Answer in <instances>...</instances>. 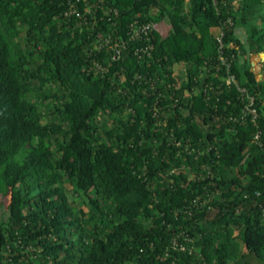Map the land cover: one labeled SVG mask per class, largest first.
<instances>
[{
    "label": "trees",
    "instance_id": "obj_1",
    "mask_svg": "<svg viewBox=\"0 0 264 264\" xmlns=\"http://www.w3.org/2000/svg\"><path fill=\"white\" fill-rule=\"evenodd\" d=\"M260 1L0 0V264H264Z\"/></svg>",
    "mask_w": 264,
    "mask_h": 264
},
{
    "label": "crops",
    "instance_id": "obj_2",
    "mask_svg": "<svg viewBox=\"0 0 264 264\" xmlns=\"http://www.w3.org/2000/svg\"><path fill=\"white\" fill-rule=\"evenodd\" d=\"M242 2L243 0H232L234 9L239 8L242 5ZM257 9L261 11L259 12V14H262L264 16V0L262 2H257L255 4V7L250 8V11L248 12L249 14L248 16H246V21H242L239 24L235 25V34L238 36L240 43L243 44V49L246 52L243 56H241L240 61H249L250 68L255 72L256 78L262 79L264 78V51H255L250 41L251 28L254 25L259 27L263 26V24L258 25L254 22L255 19L258 18L254 13L257 11ZM156 26L162 34L166 35L170 31L171 24L167 19H163L157 22ZM212 32L219 36V34L222 32V27L212 26ZM239 41H236L233 44L238 47L240 45Z\"/></svg>",
    "mask_w": 264,
    "mask_h": 264
},
{
    "label": "built area",
    "instance_id": "obj_3",
    "mask_svg": "<svg viewBox=\"0 0 264 264\" xmlns=\"http://www.w3.org/2000/svg\"><path fill=\"white\" fill-rule=\"evenodd\" d=\"M150 27H151V24L147 23V24L142 26V30H144L147 33ZM138 31H140V30L136 29L135 33H137ZM222 35H223V29H222V32L219 34L218 39L220 41V56L222 59V63L226 66L225 80L229 85L236 84L238 89L243 94H245V96L248 98V101L245 103L243 110H242V117L246 118L247 115L251 114L252 119L255 122H257L259 110H258V107L255 105V96L253 94H250L249 91L247 90V88L239 83V81L237 80L236 74L234 72H232L231 61L229 59H227V57L223 54V50L221 49L223 46ZM114 57H115V55H114ZM256 138L257 139L260 138V130L256 133Z\"/></svg>",
    "mask_w": 264,
    "mask_h": 264
},
{
    "label": "rangeland",
    "instance_id": "obj_4",
    "mask_svg": "<svg viewBox=\"0 0 264 264\" xmlns=\"http://www.w3.org/2000/svg\"><path fill=\"white\" fill-rule=\"evenodd\" d=\"M263 0H261L260 2H262ZM257 2H255V4H256ZM255 4L253 3L252 4V7H255ZM253 12H254V10H253ZM259 12H261L259 9H257V11L256 12H254L255 14H256V16L258 17V18H256L255 19V23L256 24H263V26H264V16L262 15V14H259ZM185 69V65H184V63L183 62H179V64H176V66H175V74L178 76V77H180L181 78V76H183L182 75V70H184ZM0 200L3 202V208L4 209H6L7 208V206H8V204H9V202H10V200H11V193H7V194H1L0 195ZM233 233L235 232V233H237L238 231L237 230H233L232 231ZM240 245H241V248H245V245H244V243L243 242H240Z\"/></svg>",
    "mask_w": 264,
    "mask_h": 264
}]
</instances>
